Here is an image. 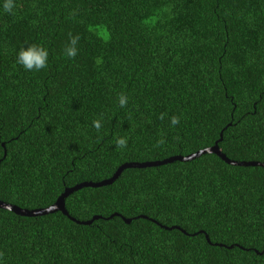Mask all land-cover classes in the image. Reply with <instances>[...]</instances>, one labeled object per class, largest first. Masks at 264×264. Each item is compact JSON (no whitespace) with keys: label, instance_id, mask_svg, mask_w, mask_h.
<instances>
[{"label":"trees","instance_id":"1","mask_svg":"<svg viewBox=\"0 0 264 264\" xmlns=\"http://www.w3.org/2000/svg\"><path fill=\"white\" fill-rule=\"evenodd\" d=\"M3 3L1 201L43 208L123 163L215 141L231 160L264 163V0H15L14 15ZM69 33L80 36L74 59L63 55ZM29 44L47 49L46 68L16 62ZM63 207L97 218L0 208V264H264L258 165L203 153L126 167L71 191Z\"/></svg>","mask_w":264,"mask_h":264},{"label":"water","instance_id":"2","mask_svg":"<svg viewBox=\"0 0 264 264\" xmlns=\"http://www.w3.org/2000/svg\"><path fill=\"white\" fill-rule=\"evenodd\" d=\"M221 136V131L219 132V138ZM3 145V144H1ZM5 153V150H3V155ZM203 153H213L215 155H217L221 160H223L224 162L228 163V164H232V165H258L261 167H264V163L262 162H257V161H236V160H231L229 158H227L226 156H224L220 150L218 149L217 146V142L215 141L212 145L204 147L202 149L196 150L193 153H190L188 155L185 156H170L167 157L163 160L160 161H153V162H128V163H123L120 166H118L116 168V170L113 172V174L108 178V179H104L101 180L99 182H80L78 184H75L71 187H66L63 189V191L56 197V199L49 205L43 207V208H35V209H24V208H20L18 206L3 202L0 200V208L2 209H6L9 210L15 214L21 215V216H34V215H41V214H45V213H52L55 211H60L63 215L67 216L70 220L74 221L75 223H79V224H88L92 219L97 218V216H93L91 219L86 220V221H80L77 220L71 216H69L66 212V210L63 207V200L64 197L70 193L71 191L78 189L80 187L83 186H100V185H104L107 183H110L113 179H115V177L119 174V172L126 168V167H145V166H155V165H159V164H163L165 162H169L172 160H188L191 159L193 157H197L200 154ZM113 215V214H111ZM110 215V216H111ZM109 216V217H110ZM126 222H128V219H125Z\"/></svg>","mask_w":264,"mask_h":264},{"label":"clouds","instance_id":"3","mask_svg":"<svg viewBox=\"0 0 264 264\" xmlns=\"http://www.w3.org/2000/svg\"><path fill=\"white\" fill-rule=\"evenodd\" d=\"M17 7L15 0H4L3 9L6 13L14 15V9ZM80 36H73L69 33V43L65 45L63 49V55L69 59H74L78 54L77 44L79 43ZM49 53L46 48L36 44H29L27 47H21L17 52L16 62L21 65L26 71H40L48 66ZM119 106L121 108L126 107L128 97L124 93H119L117 96ZM102 115V114H101ZM165 113H160L158 119L163 120ZM169 122L172 127H175L180 123V117L172 115L169 117ZM92 126L97 132L103 127L102 120L100 118L93 119ZM179 139V137H177ZM165 143L163 135L157 140V146H161ZM115 147L118 149H124L127 147V137L117 136L115 138ZM3 253H0V257Z\"/></svg>","mask_w":264,"mask_h":264}]
</instances>
